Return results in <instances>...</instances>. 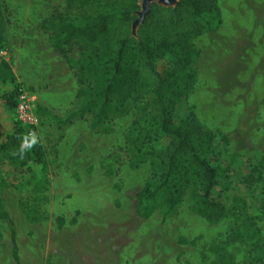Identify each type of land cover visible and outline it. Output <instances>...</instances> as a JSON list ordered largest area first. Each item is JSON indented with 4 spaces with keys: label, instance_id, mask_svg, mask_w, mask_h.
<instances>
[{
    "label": "rangeland",
    "instance_id": "374dc122",
    "mask_svg": "<svg viewBox=\"0 0 264 264\" xmlns=\"http://www.w3.org/2000/svg\"><path fill=\"white\" fill-rule=\"evenodd\" d=\"M0 2L5 11L0 56L10 62L16 84L35 98L41 125L32 140L43 150L41 163L32 157L23 168L0 165V211L10 219H0V264H215L220 256L230 264H250L251 246L235 231L244 222L243 232L251 225L249 232L264 242V170L254 190L242 184L245 176L239 173L229 192L216 194L230 196L228 202L232 195L247 197L253 207L246 212L208 222L191 209L194 180L189 178L177 184L176 215L165 220L158 210L142 219L136 195L154 181L159 162L151 146L162 141L154 134L144 137L153 110L149 92L139 89L101 114V101L93 95L106 76L89 72L95 64L79 52L68 63L42 28L65 9L64 0ZM139 5L141 12V0ZM154 5L176 7L153 3L149 14ZM219 6L220 29L193 41L197 81L187 109L178 104L176 114L192 110L218 139L225 137L222 160L247 155L253 166L264 168V0H219ZM156 15L155 20L166 21L165 13ZM142 23L132 32L127 65L138 59ZM166 63L159 62L160 71Z\"/></svg>",
    "mask_w": 264,
    "mask_h": 264
},
{
    "label": "trees",
    "instance_id": "16d2710c",
    "mask_svg": "<svg viewBox=\"0 0 264 264\" xmlns=\"http://www.w3.org/2000/svg\"><path fill=\"white\" fill-rule=\"evenodd\" d=\"M64 2L65 9L47 18L42 28L49 34L53 48L68 63H71V54L79 52L84 61L95 64L89 72L106 76V81L93 95L95 100L101 101L100 113L104 114L109 106L121 104L124 99H131L139 89H147L151 96L149 105L153 110L146 116L148 128L143 130L144 137L154 134L162 141L160 145L151 146L159 168L154 170V181L148 180L136 195L138 215L149 219L158 210L165 220L176 215L181 202L177 184L188 182L189 178L194 180L191 209L208 222L217 223L234 212L251 209L253 204L247 197L232 195L228 202L230 196L221 199L216 194L219 189L229 192L232 180L239 173L245 176L242 184L254 190L255 185L262 183V163L253 166L247 155L240 158L225 155L222 160L220 147L228 143L227 139H218L192 110L180 116L176 114L178 104L187 109L186 100L197 81L194 39L214 33L222 26L219 0H179L172 9L154 5L140 27L136 42L138 59L130 65L126 64L125 56L132 41V24L140 9L139 0ZM159 12L167 15L164 23L155 20ZM4 13L0 2V50L4 49L5 42ZM164 59L166 67L160 71L159 62ZM81 71L85 73V69ZM15 84L10 62L0 56V165L19 169L17 166L25 167L32 157L41 163L43 150L29 137L33 129L16 117L17 95L22 87L20 84L9 87ZM32 180L37 186L42 185L41 179ZM16 187L21 189L19 184ZM0 219L10 220L2 211ZM245 224L236 225L235 235H243L251 246L250 264H264V242L249 232L251 225L248 232H243ZM15 240L14 232L13 257L18 262ZM215 264H230V260L220 256Z\"/></svg>",
    "mask_w": 264,
    "mask_h": 264
},
{
    "label": "built area",
    "instance_id": "2783aa9c",
    "mask_svg": "<svg viewBox=\"0 0 264 264\" xmlns=\"http://www.w3.org/2000/svg\"><path fill=\"white\" fill-rule=\"evenodd\" d=\"M16 117L25 126L32 128L29 137L32 138L40 125V119L37 115L35 98L28 90L20 88L17 95Z\"/></svg>",
    "mask_w": 264,
    "mask_h": 264
},
{
    "label": "water",
    "instance_id": "95a60500",
    "mask_svg": "<svg viewBox=\"0 0 264 264\" xmlns=\"http://www.w3.org/2000/svg\"><path fill=\"white\" fill-rule=\"evenodd\" d=\"M153 3H158L159 5L165 7H175L179 4V0H141L142 11L137 13L138 20L134 23L132 27L133 34H135L136 27H138L139 24L142 23L144 19L148 16L151 5Z\"/></svg>",
    "mask_w": 264,
    "mask_h": 264
}]
</instances>
